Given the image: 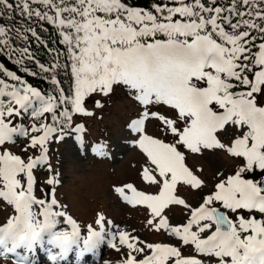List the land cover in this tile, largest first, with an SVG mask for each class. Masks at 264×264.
<instances>
[{
  "label": "snow or ice",
  "instance_id": "1",
  "mask_svg": "<svg viewBox=\"0 0 264 264\" xmlns=\"http://www.w3.org/2000/svg\"><path fill=\"white\" fill-rule=\"evenodd\" d=\"M173 3L178 6L154 3L153 12L129 6L126 0H0V19L15 8L30 22L22 29L0 23V54L17 65L23 66L25 60L35 63L40 74H49L40 78L55 86L39 90L0 63V145L12 141L16 134L40 133L32 136L30 147L39 146L41 153L38 157L30 156L28 162L7 151L0 154V198L14 205L18 213L0 227V246L7 245L11 250L13 245L35 240L61 217L70 230L56 234L60 245L81 235L70 215L54 210L58 204L54 194L50 202L47 196L35 197L33 170L47 165L51 171L49 143L54 139L63 141L70 132L83 131L82 124L73 125L72 117L74 113L93 114L84 106L86 97L97 92L107 96L113 85H124L145 106L144 118L133 124L135 131L143 132L144 121L150 115L148 106L169 105L178 115L169 119L151 112L177 137L175 142L165 143L147 134L137 141L152 168H144L143 178L153 184L161 183L160 192L145 194L127 184L116 189L123 200L132 206H147L153 217L148 220L149 225L158 217L156 231L165 229L184 245H194L195 251L209 262L216 257L219 264H227L224 258L230 257L231 264H264V220L239 214V210L264 214V175L257 179L245 177L246 173H264V106H258L257 100L258 96L264 98V0H230L227 6L217 5V0H207L208 6L202 0ZM45 24L57 30L59 43L66 51L48 48L47 40L37 32V27L47 31ZM29 37L48 49L53 57L48 64L37 59ZM14 39L24 46H13ZM258 39L261 42L256 43ZM64 58L66 62L62 63ZM69 67L74 82L69 89L71 94L66 95L57 73ZM254 67L258 70L253 73ZM22 70L33 77L38 75L27 67ZM248 73H252V79ZM238 86H243V90L234 91ZM96 107H102L99 100ZM22 113L30 120L40 121L39 125L13 126L6 119H23ZM45 114H50V122ZM177 121H182L184 127H178ZM226 125H234L238 130L247 128L227 148L216 135ZM181 147L191 153L226 148L244 163L193 208L175 194L177 185L182 182L199 189L203 181L185 165ZM153 172L162 179L158 181ZM21 174L26 185L18 178ZM47 183L53 184L54 179ZM125 188L130 194L125 193ZM215 203L220 207L213 206ZM169 205L189 209L190 218L185 225H169L168 218L162 215ZM227 211L237 214L235 222ZM104 221L105 217L100 215L96 221L99 230L89 226L87 240L111 233L112 247L116 248L118 240L129 250L123 264H206L203 259L183 257L178 247L166 243L145 244L116 225L113 231H106ZM108 224L113 222L109 220ZM206 232L210 234L202 237ZM141 254L143 258L137 259Z\"/></svg>",
  "mask_w": 264,
  "mask_h": 264
},
{
  "label": "rangeland",
  "instance_id": "2",
  "mask_svg": "<svg viewBox=\"0 0 264 264\" xmlns=\"http://www.w3.org/2000/svg\"><path fill=\"white\" fill-rule=\"evenodd\" d=\"M101 99L103 101L106 99L102 107L97 108L95 105L92 107L91 103L88 104L89 107L94 108V113L83 118L90 125V130L85 131L86 138L83 144L78 146L74 140V132H70L63 141L54 139L48 145L51 150L52 173L55 178L62 181L58 186L59 194L57 195L61 208L71 213L79 223L85 226H99L96 221L100 215H103L106 231H113V226L116 225L121 230L137 236L145 244L170 243L176 247L179 246L181 253L198 256L212 264L214 257L209 262L207 257L195 251L194 245H184L179 238L170 235L165 229L156 231L154 224H148V220L153 218L150 209L145 205L132 206L126 203L116 191L115 186L121 187L127 183L137 186L135 188L138 191L156 194V190H161L162 184L146 182L142 176L145 167H148L150 171L152 168L146 153L137 143L141 132L130 127L132 126L129 122L131 119L144 118L145 107H141V103L135 99V93L127 87L118 85L108 96H101ZM258 106H264V101H258ZM147 110L150 115L144 121L142 134H154L153 136L156 135L169 143L175 142L177 137L168 131L158 117L152 116L151 112L155 111L166 118L175 119L178 115L177 110L164 104L148 106ZM182 125V121H177L178 127L182 128ZM220 131L221 140L227 148L240 135V132L247 131V128L238 130L234 125H226L225 129ZM91 143L93 148L99 145V150L94 151ZM6 145L15 152L26 154L23 143ZM226 148L205 149L202 153H191L183 147L180 148L185 154V165L194 175L198 174L197 177L203 181L199 189L180 184L182 186L176 192L182 194L187 204L198 207L204 197L211 194L217 180L235 174L243 165V159L233 157ZM38 169L41 170V175L35 182V193L39 196L45 188V180L43 181L42 178L48 174V171H45L44 165ZM153 174L156 175L158 181L161 180L158 174L155 172ZM19 179L22 183L26 180L23 174L19 176ZM2 186L0 182V187ZM125 191L129 192L128 189ZM7 205V200L0 198V222L7 218L9 211V205ZM188 212L189 209L183 205H169L162 215L168 218L170 226H180L189 217ZM227 212L233 217L237 215L231 211ZM251 213L252 215L258 214L256 211ZM109 220L113 222L112 225L108 224ZM212 230L214 231V228ZM208 234L210 232L202 236ZM110 235L111 233L106 234L109 241ZM243 235L244 233H241L242 237ZM127 251L126 247L119 245L118 240L116 248L109 243L102 249V262L99 264H116L117 260L125 257ZM224 259L227 261L226 257ZM0 264L13 263L10 260L0 259Z\"/></svg>",
  "mask_w": 264,
  "mask_h": 264
},
{
  "label": "trees",
  "instance_id": "3",
  "mask_svg": "<svg viewBox=\"0 0 264 264\" xmlns=\"http://www.w3.org/2000/svg\"><path fill=\"white\" fill-rule=\"evenodd\" d=\"M192 1L193 0H188V3H191ZM10 2H13V0H10ZM126 2L129 5H132L133 7H140V8L150 10L153 12H154V9L152 8V5L154 3H159L162 5V4L167 2L169 4V6H178V4L173 3V0H126ZM202 2H204L206 4V6H208L207 0H202ZM229 3H230V0H217V5L227 6ZM217 5H213V6H217ZM9 17H12V18L9 19ZM177 18H179V17H174V19H177ZM0 22L6 26L20 27L21 29H22L23 25L30 24V22L27 21L23 16H21L19 14V12L17 10H15V8L13 11L6 13V15L2 19H0ZM32 26H35V25H32ZM44 27L47 29V31H41V29L39 27H37V32L40 34V36L43 39L47 40L48 48L55 47L57 49H64V46L59 43L60 37L57 33V30L52 25H48V24H45ZM163 39H164V37H163ZM29 40L31 42V45H30L31 50L36 54L37 59L41 63L48 64L49 61H51L53 59V57L49 54L48 49L45 48L43 45L37 43L32 37H29ZM259 42H261V41H259V39H258L256 41V43H259ZM13 46L23 47L24 44L22 41L14 39L13 40ZM64 51H66V49H64ZM253 51L255 52V51H257V49L253 48ZM63 62H66V58L62 59V63ZM0 63H3L8 70L16 72L23 79H25L28 83L32 84L34 87L38 88L39 90L46 91L49 89H53L55 87L54 85L50 84L45 79L40 78L41 75L48 76L49 74L48 73L40 74L35 63H33L31 61L25 60L24 65L21 66V65L15 64L11 60H9L7 55L0 54ZM22 67H27L30 70L37 72L38 73L37 77L27 75V73H25L22 70ZM257 70H258V68L254 67L253 73ZM248 75H249L250 79L253 78L252 73H248ZM0 77H3V73H0ZM4 78L7 79L6 77H4ZM57 78L61 81L60 86L65 89V94L66 95L71 94L69 89H71V87L73 85L74 78H73V75L71 73L70 67L66 68V69L62 68V69L58 70ZM115 86L116 85H113V89L115 88ZM122 86H124V85H122ZM101 96L105 97V95H103L102 93L97 92V93L90 94L88 97H86L85 101H84V106H85L86 110L91 111L92 108L89 107L88 104L91 103L92 107H94V105H96V101H98V100L100 101L101 105L103 102L105 103L106 99H105V101H103L101 99ZM257 100L258 101L264 100V98L258 96ZM87 107H88V109H87ZM25 116H26V119H29L27 114H25ZM45 116L48 118V121L50 122V114H45ZM75 116H85V115L74 113L73 117H72L73 122L75 121L74 120ZM6 119H10L12 121V123H15L18 121V117H15V116L14 117H8ZM41 119H43V118H41ZM31 121L33 122V120H31ZM39 122L40 121H34V123H36L37 125H39ZM36 135H40V133H30V135L28 137L29 142L31 141L32 136H36ZM29 147H30V143L26 146V148L28 150L27 156L33 155L36 153L37 150H39V146H37L33 150H31ZM263 174L264 173H260L257 171V172H253V173H246L245 177L257 179V178H259L260 175H263ZM241 213H243V212H241Z\"/></svg>",
  "mask_w": 264,
  "mask_h": 264
},
{
  "label": "clouds",
  "instance_id": "4",
  "mask_svg": "<svg viewBox=\"0 0 264 264\" xmlns=\"http://www.w3.org/2000/svg\"><path fill=\"white\" fill-rule=\"evenodd\" d=\"M13 264H17V261L14 260V261H13Z\"/></svg>",
  "mask_w": 264,
  "mask_h": 264
}]
</instances>
